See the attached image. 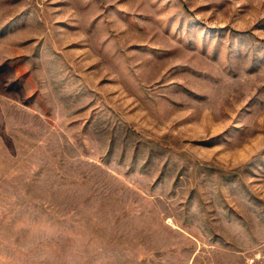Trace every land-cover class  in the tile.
<instances>
[{
	"label": "rangeland",
	"instance_id": "1",
	"mask_svg": "<svg viewBox=\"0 0 264 264\" xmlns=\"http://www.w3.org/2000/svg\"><path fill=\"white\" fill-rule=\"evenodd\" d=\"M0 264H264V0H0Z\"/></svg>",
	"mask_w": 264,
	"mask_h": 264
}]
</instances>
